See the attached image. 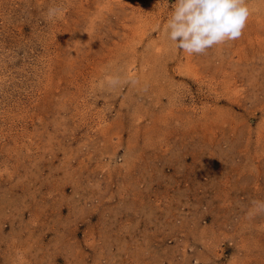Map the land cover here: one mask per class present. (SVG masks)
Instances as JSON below:
<instances>
[{"label":"rangeland","instance_id":"rangeland-1","mask_svg":"<svg viewBox=\"0 0 264 264\" xmlns=\"http://www.w3.org/2000/svg\"><path fill=\"white\" fill-rule=\"evenodd\" d=\"M174 3L0 0V264H264V0L202 55Z\"/></svg>","mask_w":264,"mask_h":264},{"label":"clouds","instance_id":"clouds-1","mask_svg":"<svg viewBox=\"0 0 264 264\" xmlns=\"http://www.w3.org/2000/svg\"><path fill=\"white\" fill-rule=\"evenodd\" d=\"M63 12L62 7H49L47 19L55 21ZM252 14L248 0H175L163 35L176 50L202 55L213 47L239 39ZM138 83V79H124L119 73L107 74L104 79L111 89ZM252 205V215L264 214V201L256 200Z\"/></svg>","mask_w":264,"mask_h":264}]
</instances>
